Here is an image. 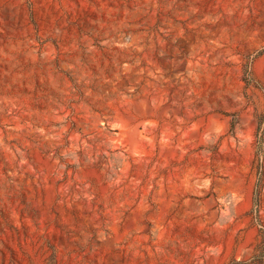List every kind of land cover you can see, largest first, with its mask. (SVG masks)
<instances>
[{
    "label": "rangeland",
    "instance_id": "obj_1",
    "mask_svg": "<svg viewBox=\"0 0 264 264\" xmlns=\"http://www.w3.org/2000/svg\"><path fill=\"white\" fill-rule=\"evenodd\" d=\"M258 117L264 0H0V264L248 256Z\"/></svg>",
    "mask_w": 264,
    "mask_h": 264
},
{
    "label": "trees",
    "instance_id": "obj_2",
    "mask_svg": "<svg viewBox=\"0 0 264 264\" xmlns=\"http://www.w3.org/2000/svg\"><path fill=\"white\" fill-rule=\"evenodd\" d=\"M243 80L246 85L257 86L255 79L251 75L250 60L244 64ZM235 114L231 113L229 122L230 131H234ZM264 150V123L261 118H257V126L254 133V151L253 166L256 171V181L253 188L252 206L250 214H252L255 224L257 225L258 241L254 250L248 256L242 259H231L227 264H264V223L259 217L260 193L263 187V169H262V153Z\"/></svg>",
    "mask_w": 264,
    "mask_h": 264
}]
</instances>
